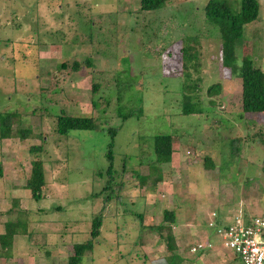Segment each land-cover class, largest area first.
<instances>
[{
	"label": "rangeland",
	"instance_id": "obj_1",
	"mask_svg": "<svg viewBox=\"0 0 264 264\" xmlns=\"http://www.w3.org/2000/svg\"><path fill=\"white\" fill-rule=\"evenodd\" d=\"M207 1L168 0L140 12L139 0H0V115H11L9 138L0 139V233L7 221L27 224L0 264H66L100 212L99 235L79 264H167L170 254L174 264H239L207 228L218 225L210 222L217 213L264 217V115L241 112L240 80L222 70L218 34L203 18ZM238 1L225 0L233 8ZM257 2L235 61L245 54L264 70ZM192 44L198 116L179 111L181 50ZM215 83L209 104L205 90ZM61 112L93 117L94 130L56 134ZM108 128L116 130L113 179L103 191ZM156 135L171 136L172 154L152 169ZM36 160L45 180L38 201L24 188ZM163 211L174 213L169 253L165 230L153 229L167 225ZM207 240L211 248L191 252Z\"/></svg>",
	"mask_w": 264,
	"mask_h": 264
},
{
	"label": "trees",
	"instance_id": "obj_2",
	"mask_svg": "<svg viewBox=\"0 0 264 264\" xmlns=\"http://www.w3.org/2000/svg\"><path fill=\"white\" fill-rule=\"evenodd\" d=\"M167 2L168 0H139V11H158L161 10ZM237 7L238 8H233L230 4L225 2V0H208L203 8V18L206 23L216 29L218 34L217 36L220 40V66L222 70H225L229 76H236L240 80L241 112L243 114L252 113L253 115H264V70L257 67L256 64H254V61L245 54L241 55L239 65H237L235 61V48L241 42L244 27L256 20L259 4L257 0H239L237 2ZM88 39L90 40L89 37ZM188 39L198 45L199 38L194 37ZM184 43L188 44L186 39L184 40ZM192 47L186 46L181 50L183 63L182 76L184 77V80L181 83L179 111L181 115L198 116L202 112L201 96L199 95L201 87L198 86L197 80L191 79L190 74L191 70L193 72L196 71L198 65L196 63V56L198 52L195 50V45ZM84 63L89 67L91 65V58H85ZM73 65H76V63ZM61 67H63V65H61ZM96 88V84L91 86V92L93 95H95ZM219 90V83L211 84L206 88L205 95L209 104L213 103L211 99L219 93ZM121 94V92L116 93L117 102L121 100ZM91 105L93 106L94 103L91 102ZM118 108H116V110ZM10 117L11 115L8 113L0 115V139L9 138ZM126 117L127 116H123V119ZM94 122V118L91 116H68L61 112L56 117L54 130L55 133L60 136H66L67 133L72 130L92 131L95 128ZM22 132L25 133V131ZM106 133L109 136V142L105 153V159L108 162L105 173L109 180L105 182L103 191L110 189L111 183L108 181L113 179L112 140L116 130L108 128ZM31 149L37 150L36 147ZM152 153L154 159L149 163L150 168L157 169L158 165L169 162L172 154L171 136H154L152 140ZM135 176H137L136 173ZM159 178V175H157L156 180ZM44 185L45 180L41 161L36 160L30 162L29 175L26 179L24 188L29 191L31 199L38 201L41 196H43L42 191ZM110 199L111 195L107 194L104 197L103 202H108ZM100 213L91 219L89 232L90 239L72 245V255L67 258L66 264H79L83 252L92 249V240L99 235V229L102 223V216ZM162 216V220L164 223H167V225H158V227L153 229H158L159 232L165 230V245L166 250L169 253L174 249L173 238L169 229L170 225L174 222V213L172 211H163ZM137 217L141 219V215H137ZM1 229L0 256L8 257L13 237L16 235H27V224L22 221H7L3 223ZM166 260L167 264H174L175 260L177 261L178 258L176 255L170 254Z\"/></svg>",
	"mask_w": 264,
	"mask_h": 264
},
{
	"label": "built area",
	"instance_id": "obj_3",
	"mask_svg": "<svg viewBox=\"0 0 264 264\" xmlns=\"http://www.w3.org/2000/svg\"><path fill=\"white\" fill-rule=\"evenodd\" d=\"M216 220L212 216L210 222L218 223ZM207 229L218 237V244L231 252L239 264H264V218L233 216L229 223L215 226L211 223ZM202 246L212 247L207 240L204 244H196L191 252Z\"/></svg>",
	"mask_w": 264,
	"mask_h": 264
},
{
	"label": "crops",
	"instance_id": "obj_4",
	"mask_svg": "<svg viewBox=\"0 0 264 264\" xmlns=\"http://www.w3.org/2000/svg\"><path fill=\"white\" fill-rule=\"evenodd\" d=\"M213 212V210L212 211H210V213H212ZM209 213V212H208ZM207 213V214H208ZM207 214H206V216H207ZM221 215V216H220ZM243 215H244V213H243ZM205 216V217H206ZM217 216H218V223H220V224H223V225H225V224H227V223H229L230 221H231V218L233 217V216H236V214L235 213H231V214H228V215H225V214H223V213H221V214H218L217 213ZM241 217H244V218H253V217H256V216H247V215H245V216H242L241 215ZM264 218V217H263ZM16 238H18V235H16V236H14L13 237V240H12V243L13 242H15V240H16ZM13 246V245H12ZM214 253V252H213ZM234 257V256H233ZM235 258V257H234Z\"/></svg>",
	"mask_w": 264,
	"mask_h": 264
}]
</instances>
